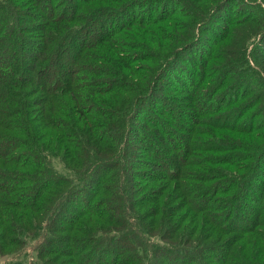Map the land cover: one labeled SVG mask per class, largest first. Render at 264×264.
Wrapping results in <instances>:
<instances>
[{
	"label": "trees",
	"instance_id": "obj_1",
	"mask_svg": "<svg viewBox=\"0 0 264 264\" xmlns=\"http://www.w3.org/2000/svg\"><path fill=\"white\" fill-rule=\"evenodd\" d=\"M251 1L0 0L4 264H264Z\"/></svg>",
	"mask_w": 264,
	"mask_h": 264
},
{
	"label": "rangeland",
	"instance_id": "obj_2",
	"mask_svg": "<svg viewBox=\"0 0 264 264\" xmlns=\"http://www.w3.org/2000/svg\"><path fill=\"white\" fill-rule=\"evenodd\" d=\"M254 4L258 5L260 7V9L264 12V4H262L261 0H255V1H251V3H250L251 6L250 7H244L241 10H238V16H240V17L244 16L245 17L246 14H248L247 16L249 18H252V17L255 18V19L260 18V10L258 8H256V5H254ZM238 6H239V3L236 2L235 6H234L235 9ZM147 10H148V8H146V7L145 8H138L137 10H135V12L136 13L138 12L140 14H144V12L147 11ZM236 17L237 16L233 15V19H235ZM257 92H258V90H254V92H252L251 94L255 95ZM185 103H187V102H185ZM185 103H183V104H185ZM183 104H181L182 106H180L179 109L182 110V111H189L188 105H183ZM57 168H58V170H60V168L58 166H57ZM31 248L32 247H30L28 249V252H31ZM4 263H5L4 260H0V264H4Z\"/></svg>",
	"mask_w": 264,
	"mask_h": 264
}]
</instances>
